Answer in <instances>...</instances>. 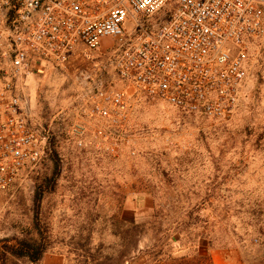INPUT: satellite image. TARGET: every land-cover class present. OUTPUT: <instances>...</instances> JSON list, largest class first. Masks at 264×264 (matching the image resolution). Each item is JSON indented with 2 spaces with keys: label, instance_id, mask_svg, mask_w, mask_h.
Listing matches in <instances>:
<instances>
[{
  "label": "rangeland",
  "instance_id": "1",
  "mask_svg": "<svg viewBox=\"0 0 264 264\" xmlns=\"http://www.w3.org/2000/svg\"><path fill=\"white\" fill-rule=\"evenodd\" d=\"M106 46L79 51L63 66L42 63L22 79L24 112L48 133V149L0 192V257L7 240L39 230L48 246L38 264H127L120 255L131 224L139 226L138 250L167 243L180 254L182 245L198 244L195 235L209 234L213 221V264H241L239 245L250 242L261 255L264 30L250 46L235 105L219 118L125 89L112 65L115 47ZM123 89L126 111L108 105L110 117L89 115L101 94ZM76 125L84 129L79 138ZM5 264L31 263L7 257Z\"/></svg>",
  "mask_w": 264,
  "mask_h": 264
},
{
  "label": "built area",
  "instance_id": "2",
  "mask_svg": "<svg viewBox=\"0 0 264 264\" xmlns=\"http://www.w3.org/2000/svg\"><path fill=\"white\" fill-rule=\"evenodd\" d=\"M170 2L0 0V192L46 158L48 133L29 123L18 95L42 63L63 66L79 51L115 47L112 65L125 89L189 114L230 111L264 30V0H176L166 10ZM100 96L91 117L128 108L124 89ZM83 133L74 127L76 137Z\"/></svg>",
  "mask_w": 264,
  "mask_h": 264
},
{
  "label": "trees",
  "instance_id": "3",
  "mask_svg": "<svg viewBox=\"0 0 264 264\" xmlns=\"http://www.w3.org/2000/svg\"><path fill=\"white\" fill-rule=\"evenodd\" d=\"M49 154L51 157L56 156V152L52 144H49ZM40 196L38 197L39 200ZM210 229L217 225L215 221L208 224ZM211 225H213L211 227ZM130 228L127 230V243L125 245V252L120 255V259L124 258L127 264H134L144 257L146 261L141 264H213L212 259L208 253L209 248L212 245L211 237L208 236L214 234L213 229H209V234L205 235H195V238H199L200 241L196 246L192 245V242L188 245H182L183 251L180 254H174L171 249H169L166 244L153 245V247L146 250H138L137 244L139 240V234H137L136 229L138 225L131 224ZM263 234L264 232L261 231ZM190 237V236H189ZM47 237L43 236L38 230L37 236L24 237L21 239H10L6 241V245H3L2 255L0 257L1 264L6 263L7 257H11L16 260H27L31 264H38L44 255L48 243ZM168 238L166 237V240ZM193 239V238H191ZM239 242H241V237L239 236ZM172 242H178L177 237L171 238ZM253 242H250L249 246L239 245V252L241 254V264H264V250L261 255H255L253 253L252 247ZM160 246V247H159ZM264 247V242L262 243ZM186 249V251H184ZM135 253H137L135 255Z\"/></svg>",
  "mask_w": 264,
  "mask_h": 264
}]
</instances>
